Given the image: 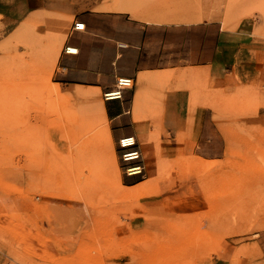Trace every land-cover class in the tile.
Listing matches in <instances>:
<instances>
[{"label": "rangeland", "instance_id": "rangeland-1", "mask_svg": "<svg viewBox=\"0 0 264 264\" xmlns=\"http://www.w3.org/2000/svg\"><path fill=\"white\" fill-rule=\"evenodd\" d=\"M225 11L233 23L254 25L252 54L262 58L255 84L217 97L226 109L218 116L255 121L234 122L226 157L195 175L199 206L191 205L199 200L192 186L162 187L164 199L125 186L97 130L104 106L92 107L93 127L72 124L82 110L56 93L57 35L28 24L7 36L0 15V221L16 217L53 238L52 264H264V109L255 108L258 91L264 95V0H225ZM19 250L0 229L2 264H43Z\"/></svg>", "mask_w": 264, "mask_h": 264}, {"label": "crops", "instance_id": "crops-1", "mask_svg": "<svg viewBox=\"0 0 264 264\" xmlns=\"http://www.w3.org/2000/svg\"><path fill=\"white\" fill-rule=\"evenodd\" d=\"M11 5L12 0H0V15L11 26L7 36L37 24L42 34L60 40L52 83L63 101L72 100L83 112L70 122L91 128L92 109L104 106L106 121L97 130L117 178L142 199H164L168 192L161 188L167 185L178 191L192 186L199 200L191 205L199 206L195 175L226 157L236 142L234 122L255 121L250 115L222 119L218 112L226 109L217 98L239 96L255 84L257 77L251 76L262 56L254 60L252 54L254 25L245 18L233 23L225 0H18ZM76 22L85 28L76 30ZM67 46L77 53H65ZM121 77L131 78L132 86L123 89L122 98L106 99ZM257 97L260 111L264 95L258 91ZM242 107L247 106L239 103ZM106 122L109 135L101 134ZM125 136H134L136 145L122 148L118 141ZM134 150L141 153L139 159L122 160L124 152ZM124 162L130 163L124 167ZM138 165L142 174L126 172ZM8 217L1 219L0 229L16 240L20 253L52 264L57 242L38 236L30 223Z\"/></svg>", "mask_w": 264, "mask_h": 264}, {"label": "built area", "instance_id": "built-area-1", "mask_svg": "<svg viewBox=\"0 0 264 264\" xmlns=\"http://www.w3.org/2000/svg\"><path fill=\"white\" fill-rule=\"evenodd\" d=\"M74 28L76 30H83L85 28V24L83 22H76L74 24ZM64 52L67 54H76L77 53V48H73L70 46L65 47ZM133 80L131 78H125L121 77L117 79L116 83V89L111 92L105 93V98L106 99H119L122 98L123 95V89L132 86ZM136 138L134 136H125L123 138H120L118 143L122 148H129L132 146L136 145ZM141 153L138 150L134 151H126L121 155V158L123 161H132L139 159L141 157ZM130 168H136L134 172H129L128 170ZM126 172L130 175H136V174H142L143 173V168L142 166H130L126 168Z\"/></svg>", "mask_w": 264, "mask_h": 264}, {"label": "bare ground", "instance_id": "bare-ground-1", "mask_svg": "<svg viewBox=\"0 0 264 264\" xmlns=\"http://www.w3.org/2000/svg\"><path fill=\"white\" fill-rule=\"evenodd\" d=\"M121 8H123V7H119V9H121ZM104 121H106L105 117H104ZM106 124H107V122L104 125H102L103 127H102L101 132L105 133L106 135H109V128ZM135 169L136 168H130L128 171L132 173L135 171Z\"/></svg>", "mask_w": 264, "mask_h": 264}]
</instances>
